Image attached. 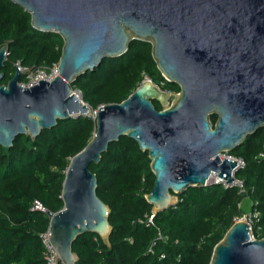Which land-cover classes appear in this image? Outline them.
Masks as SVG:
<instances>
[{
	"label": "water",
	"instance_id": "obj_1",
	"mask_svg": "<svg viewBox=\"0 0 264 264\" xmlns=\"http://www.w3.org/2000/svg\"><path fill=\"white\" fill-rule=\"evenodd\" d=\"M31 13L32 25L64 38L59 74L34 85L20 83L22 69L0 84V144L20 134L36 138L59 119L87 115L91 107L71 84L105 58L124 54L133 39L150 41L162 75L180 86L172 95L152 79L120 103L99 107L95 137L66 170L64 207L47 211L58 262L78 264L73 250L85 232L110 244V206L97 194L99 163L121 136L148 151L153 212L178 202L189 186H207L212 173L233 182L237 160L221 158L264 127V0H13ZM8 45L0 48V82ZM212 115H218L215 124ZM210 264H264V238H253L239 219L213 250Z\"/></svg>",
	"mask_w": 264,
	"mask_h": 264
},
{
	"label": "trees",
	"instance_id": "obj_2",
	"mask_svg": "<svg viewBox=\"0 0 264 264\" xmlns=\"http://www.w3.org/2000/svg\"><path fill=\"white\" fill-rule=\"evenodd\" d=\"M6 44L0 84L13 78L17 65L29 70L20 76V83L28 84L31 73L59 63L64 38L59 32L34 28L30 12L13 0H0V48ZM152 50L150 41L133 39L124 54L105 58L71 86L92 111L127 99L146 78L177 94L180 86L162 75ZM153 103L158 110L164 108L157 100ZM210 118L214 124L218 119ZM96 129V116L80 114L59 119L36 138L17 135L12 147L0 144V264H46L41 235L49 228L47 211L64 207L66 170ZM262 153L264 127L230 153L245 161L236 173L244 181L243 190L222 183L189 186L178 194L175 205L154 213L146 199L155 181L148 151L126 135L111 142L101 161L90 164L98 178L97 194L111 209L110 244L94 232L79 235L73 243L78 264H210L215 245L243 217L245 199L260 216L261 229L254 228V237L264 238ZM35 200L46 211L33 209Z\"/></svg>",
	"mask_w": 264,
	"mask_h": 264
},
{
	"label": "built area",
	"instance_id": "obj_3",
	"mask_svg": "<svg viewBox=\"0 0 264 264\" xmlns=\"http://www.w3.org/2000/svg\"><path fill=\"white\" fill-rule=\"evenodd\" d=\"M25 71H29V70L28 69H22V72H25ZM31 74L35 75L34 79H32L30 77ZM31 74L29 76L30 77V81H29V83L27 85H34V84L38 83L39 80H42V79H45L47 81H52L59 74V63L58 64H54L50 69H47V70L46 69H41V70H38V72L31 73ZM22 84H24V83H22ZM94 113L95 114H90V113L89 114L95 117L96 116V112L94 111ZM262 155H264V154L262 153ZM221 158L222 159L223 158H228L230 160H237V162H238L237 167L233 170V176H234L235 179H234L233 182H227L226 179L218 177L217 173H212L211 178L209 180V184H211V183H222V184L225 185V187L237 186L241 190H243L244 189V181L242 179H240V178H237L236 177V173H237V171L240 168H243L245 166L244 159H242L240 157H235V156H233L231 154L222 155ZM33 209L46 211V209L43 206V204L40 201H38V200H35ZM243 216L244 217L239 218V219H244L245 221L248 222L249 228H250V234H251V236L253 238H255L254 234H253L254 228L256 226H258V229L259 230L261 229V226L258 225L259 217H260L259 213L257 211H255V210H253V211L250 210L247 214H244ZM239 219H236V221L239 220ZM151 220H152V218H150V221ZM41 238L43 240V244H44V247H45L46 264H65L62 261L58 262L56 260L55 249H54L53 244L51 243L50 238H49V231L43 233L41 235Z\"/></svg>",
	"mask_w": 264,
	"mask_h": 264
},
{
	"label": "rangeland",
	"instance_id": "obj_4",
	"mask_svg": "<svg viewBox=\"0 0 264 264\" xmlns=\"http://www.w3.org/2000/svg\"><path fill=\"white\" fill-rule=\"evenodd\" d=\"M38 74V73H37ZM32 79H34L35 75L31 74L30 76ZM25 86H27V84H23ZM77 94H80L78 91L74 90ZM176 94H172L170 95V97L168 98V102L164 105V108L166 107H169V105L171 104L172 100H173V97L175 96ZM90 114H95L94 111H90L89 112ZM250 208H251V204H250V201L248 199H245L242 204H241V209L242 211L244 212V214H247L249 211H250ZM243 214V215H244ZM244 217V216H243Z\"/></svg>",
	"mask_w": 264,
	"mask_h": 264
},
{
	"label": "bare ground",
	"instance_id": "obj_5",
	"mask_svg": "<svg viewBox=\"0 0 264 264\" xmlns=\"http://www.w3.org/2000/svg\"><path fill=\"white\" fill-rule=\"evenodd\" d=\"M79 92V91H78ZM80 93V92H79ZM79 98H82L81 94H78Z\"/></svg>",
	"mask_w": 264,
	"mask_h": 264
},
{
	"label": "flooded vegetation",
	"instance_id": "obj_6",
	"mask_svg": "<svg viewBox=\"0 0 264 264\" xmlns=\"http://www.w3.org/2000/svg\"><path fill=\"white\" fill-rule=\"evenodd\" d=\"M217 118H218V115H217ZM214 124V123H213Z\"/></svg>",
	"mask_w": 264,
	"mask_h": 264
}]
</instances>
